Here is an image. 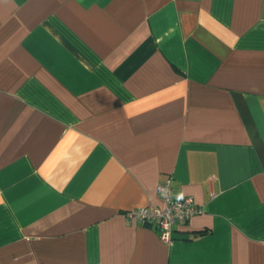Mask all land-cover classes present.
Returning <instances> with one entry per match:
<instances>
[{
    "label": "crops",
    "instance_id": "obj_1",
    "mask_svg": "<svg viewBox=\"0 0 264 264\" xmlns=\"http://www.w3.org/2000/svg\"><path fill=\"white\" fill-rule=\"evenodd\" d=\"M0 264H264V0H0Z\"/></svg>",
    "mask_w": 264,
    "mask_h": 264
},
{
    "label": "built area",
    "instance_id": "obj_2",
    "mask_svg": "<svg viewBox=\"0 0 264 264\" xmlns=\"http://www.w3.org/2000/svg\"><path fill=\"white\" fill-rule=\"evenodd\" d=\"M170 178L163 180L158 186L162 205L149 204L125 212L129 221L150 225L159 232V239L164 243L172 240L175 226L185 225L192 216L201 212L191 196H176L171 189Z\"/></svg>",
    "mask_w": 264,
    "mask_h": 264
}]
</instances>
